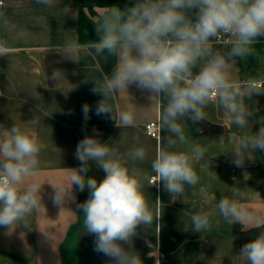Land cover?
<instances>
[{
	"label": "clouds",
	"instance_id": "9594fccd",
	"mask_svg": "<svg viewBox=\"0 0 264 264\" xmlns=\"http://www.w3.org/2000/svg\"><path fill=\"white\" fill-rule=\"evenodd\" d=\"M36 3L52 7L58 0ZM62 11L65 16L75 15L70 6ZM95 31L97 40L65 41L56 52L77 63L81 52L93 58L105 54L115 57L110 75L100 64L86 67L81 83L92 81V92L102 96L95 114L110 115L122 130L134 126L136 113L127 109L118 117L114 115L117 93L128 91L132 85L149 93L148 109H159L150 186L162 183L171 197H181L186 186L197 189L200 177L195 165L204 160L207 149L190 143L186 120L193 124L208 120L207 110L213 102L240 132L235 145L226 152L236 167H243L254 152L264 151V118L256 121L260 127L253 132L250 118L258 108L249 103L254 95H264V78H232L238 62L249 56L258 39L264 37V0H136L132 6L108 7L98 17ZM8 51V42L0 39V56ZM93 72L101 73L102 78L97 80ZM60 78H64L63 73L54 70L51 79ZM90 111L85 103V121ZM162 130L167 133L164 137ZM134 140L136 143L121 152L117 146L101 142L94 130L76 147L74 155L80 167L68 169L67 184L52 185L51 198L61 208L67 200H75L73 186L80 192L89 190L88 199L77 207L83 211L86 234L95 237L94 251L109 258L108 264H143L133 245L137 229L154 223L161 226V201L157 197L154 212L144 191L146 177L135 166L147 159V150L139 144V136ZM42 147L35 134L15 123L0 132V227L9 233L17 227L31 230V214L45 209L42 185L28 182L38 170ZM90 161L105 173L102 180L87 175ZM198 192L206 197L208 187L201 185ZM216 209L227 224H239L242 231L261 229L256 238L243 245L238 256L244 264H264V217L260 212L223 196ZM213 215L210 211L194 213L190 218L193 232L208 231Z\"/></svg>",
	"mask_w": 264,
	"mask_h": 264
},
{
	"label": "crops",
	"instance_id": "0c3cea01",
	"mask_svg": "<svg viewBox=\"0 0 264 264\" xmlns=\"http://www.w3.org/2000/svg\"><path fill=\"white\" fill-rule=\"evenodd\" d=\"M0 1L3 2L0 39L9 45L7 55L0 56V132L15 123L41 141L39 167L28 182L42 185L45 208L31 214V230L17 227L9 233L7 228L0 227V264H108L109 258L94 251L95 237L86 234L83 211L77 207L88 199L89 190L85 188L80 192L73 186L75 200H67L63 208L51 198L53 186L67 184L68 169L80 167L74 155L76 147L86 135H93L94 130L101 142H109L121 152L136 143V136L147 150V159L135 166L146 177L144 191L154 212L157 197L161 201V226L158 228L154 223L146 229L143 225L137 229L133 245L143 264H244L238 256L240 250L256 238L261 229L242 231L239 224H227L216 205L223 196L258 210L264 217V151L254 152L243 167H236L226 152L235 145L240 132L213 102L207 110L208 120L197 124L186 120L185 133L190 143H199L207 149L204 160L195 165L200 177L197 189L186 186L181 197H171L162 183L150 186V177L154 175L150 166L155 158L157 139L147 135L145 125L157 122L159 109L156 106L148 109L149 93L135 85L117 93L113 101L114 115L118 117L127 109L136 113L134 126L122 130L110 115L95 114L102 96L92 92V81L81 83L86 67L100 64L103 72L110 75L115 57L105 54L93 58L81 52L77 63L56 52L65 41L79 40L78 6L93 4V0H58L52 7L40 6L36 0ZM65 6H70L75 15L65 16L62 11ZM107 9L95 7L94 10L100 16ZM253 52L252 56L238 62V70L232 74L234 80L264 78V40L257 42ZM54 70H60L64 78L51 79ZM92 75L97 80L102 78L99 72ZM85 103L91 108L87 121L82 113ZM249 103L258 108L250 118L252 131L257 132L260 125L256 121L264 118V95H254ZM166 135L162 130L161 136ZM89 165L87 175L102 180L105 173L94 162L90 161ZM201 185L208 187L206 197L199 195ZM200 211L214 212V215L212 227L197 233L193 232L190 218Z\"/></svg>",
	"mask_w": 264,
	"mask_h": 264
},
{
	"label": "trees",
	"instance_id": "16d2710c",
	"mask_svg": "<svg viewBox=\"0 0 264 264\" xmlns=\"http://www.w3.org/2000/svg\"><path fill=\"white\" fill-rule=\"evenodd\" d=\"M81 1V0H78ZM93 4L86 5L79 4V23L77 26V33L80 42H86L89 40H97L98 36L95 31V23L97 21L94 18L99 17L95 12V7L107 9L110 6H119L124 8L126 6H132L136 0H93ZM264 37L258 39L263 41ZM253 51L249 56L253 55ZM248 56V57H249Z\"/></svg>",
	"mask_w": 264,
	"mask_h": 264
},
{
	"label": "built area",
	"instance_id": "2783aa9c",
	"mask_svg": "<svg viewBox=\"0 0 264 264\" xmlns=\"http://www.w3.org/2000/svg\"><path fill=\"white\" fill-rule=\"evenodd\" d=\"M3 5V2L0 1V7ZM156 124L157 122H152V123H149V124H146L145 125V132L147 133L148 136L154 138V139H157L156 138V134H154L156 132ZM158 134V133H157ZM154 176V175H153ZM150 177V180H149V183L151 184L152 182V177Z\"/></svg>",
	"mask_w": 264,
	"mask_h": 264
}]
</instances>
